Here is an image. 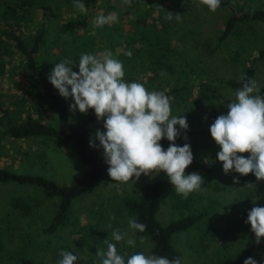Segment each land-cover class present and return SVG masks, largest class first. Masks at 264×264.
Returning <instances> with one entry per match:
<instances>
[{
  "label": "trees",
  "instance_id": "16d2710c",
  "mask_svg": "<svg viewBox=\"0 0 264 264\" xmlns=\"http://www.w3.org/2000/svg\"><path fill=\"white\" fill-rule=\"evenodd\" d=\"M231 1L221 0L220 6ZM80 2L85 4L86 12L82 13L74 8V0H0V82L2 77L7 75L5 89L0 88V143L2 142L4 148L12 144L17 151L22 147V144L18 143L19 139L38 135L52 138L57 146L71 144L87 168L80 178L70 183H62L45 175L16 172L0 165V181L30 184L39 188L44 197L57 198L53 213L41 227L42 232L55 235L60 229L74 222V246L86 251L83 264H99L100 258L96 255L98 249H106L104 243L106 239L111 242L99 221L105 218V214L99 212L96 222L94 219L81 222L79 214L74 213V200L91 194L99 181H117H112L108 175L109 165L105 162L104 155L90 146L88 138L91 126L97 118L94 109L82 113L75 124L64 128L68 119L69 104L50 83L48 76L53 68L45 62L49 13L56 14L63 7L74 12L76 21L83 28L79 34L81 38L74 42L75 51L89 54L111 51L114 58L122 61L126 79L131 75L141 76L145 71L156 73L166 66V60L173 52L183 56L185 47L182 45L183 48L178 50L176 41L181 40L184 43V34L174 28L173 22L176 21L174 15L183 14L189 5L187 0H80ZM205 8L208 9L207 6ZM109 13H115L118 20L100 28L93 25L92 21L98 14ZM168 16H173V19H167ZM260 23L264 24L263 6L252 10H245L241 6L239 10L232 11L227 16L218 39L222 41L230 36L236 38L235 42L227 47L230 61L243 60L242 52L246 43L259 36ZM173 38L176 41H173ZM129 51L132 53L131 57L125 55ZM63 54L68 56V51ZM257 60H264V38L256 54L243 61L241 73L226 79L227 85L236 91L248 80H255ZM18 76L19 78H16ZM151 77L147 75L148 79ZM186 85L185 76H182L179 84L163 92L166 96L173 95L176 101L184 100ZM73 101L71 99L70 103ZM206 112L211 118L210 121L214 122L217 109L207 106ZM56 114L57 123L53 125L49 121L51 116ZM176 127L180 130L179 125ZM180 132L181 135L175 143L182 140L185 135L187 137L193 134L211 135L210 128L196 131L188 128L186 133L184 130ZM160 143L167 150L172 142L164 138ZM21 150L23 152V148ZM192 153L193 162L186 172H211L214 169L212 158L207 153L203 151ZM230 173L242 183L252 182L256 178L254 173L247 176L234 170ZM148 176L139 188L116 196V206L119 210L125 211L128 220L134 218L147 226L144 232L136 233L149 237L152 242L150 248L152 255L163 256L169 260L179 258L182 264L183 253L176 246L175 237L180 232L200 224L202 226L200 241L214 239L218 232L216 207L210 203L195 212L186 213L193 204L190 194L187 198L178 195L163 171H153ZM165 202L171 209L179 211V215L162 223L156 214ZM41 204L42 198L33 195H14L8 201L9 207L19 216L38 215ZM9 215L8 213L7 217ZM242 217L244 220L242 246L234 254L223 251L225 253H221L214 264H244L249 257L257 261V264H264V238L257 244L251 225L246 223L248 212L243 211ZM31 237L23 234L21 244L7 248L0 230V264H53L30 250L33 239ZM60 252L58 249L52 254L53 262L60 260Z\"/></svg>",
  "mask_w": 264,
  "mask_h": 264
},
{
  "label": "rangeland",
  "instance_id": "374dc122",
  "mask_svg": "<svg viewBox=\"0 0 264 264\" xmlns=\"http://www.w3.org/2000/svg\"><path fill=\"white\" fill-rule=\"evenodd\" d=\"M187 3L189 7L183 14H180L182 15L181 19L173 22L174 28L181 30L184 34V43L173 38L178 50L185 47L183 56L173 52L167 58L166 66L157 70L156 73L145 71L141 73V76L131 75L124 79L129 83H142L148 91L163 92L175 87L181 82L182 76H185L187 82L186 90L183 93L185 99L176 101L173 95H168L171 115L185 116L188 128L196 131L209 129L213 123L206 112L207 106L217 109V117L227 114V104L235 98L236 91L227 85L226 79L236 77L241 73L243 61L256 54V50L264 38V24L260 23L258 25L259 36L246 43L242 52L243 60L232 62L228 59L227 47L233 44L236 38L230 36L222 41L218 39L225 19L232 11L239 10L241 6L245 10H252L259 6L264 7V0H232L227 5L219 6L215 12L198 4V0L197 2L187 0ZM74 15V12L65 9V7L56 14L49 13L44 54L45 62L51 68H54V62L58 63L64 59L71 58L73 61H78L80 55L85 53L76 52L74 49V42L81 38L79 34L83 31ZM66 51H68V56L63 54ZM98 53L100 52H96V54ZM186 62L188 63L186 64ZM255 67V81L261 90L260 94L264 96V60H257ZM73 70L78 72V64ZM147 75L152 77L148 79ZM5 76L7 75H4L0 82V88L3 90L7 85ZM70 101L71 98H68V119L64 128L71 127L82 115L78 109L71 110L70 105L74 101L72 103ZM57 119V114L52 115L49 122L54 125L57 123ZM97 130L106 131L103 128V121L96 118L91 126L88 139L89 142L94 141L96 147L93 148L104 155L99 140L95 138ZM18 143L22 144V147L17 149L18 152L14 150L15 146L12 144L6 145L5 148L1 145L0 165L16 172L45 175L62 183H70L74 179L80 178L87 168L71 144L57 146L52 138L40 135L19 139ZM186 143L191 146L192 152L207 153L214 163V169L211 172H186V174L197 173L204 180L200 190L190 193L193 204L186 213L195 212L210 203L214 204L218 232L214 239L200 241L202 226L199 224L180 232L175 237V243L183 253L182 264H214L218 256L225 253L223 251L234 254L242 246L244 241L242 212H249L256 206H264V181L255 178L254 181L249 182L252 184L251 186H247L249 183H234L231 173L229 172L227 175L224 173L222 162L217 158L220 147L211 135L193 134L176 144L183 146ZM22 148L23 152H21ZM241 155L247 158L250 153ZM148 177V175H141L139 180L133 178L127 183L99 181L91 194L77 197L74 200V213L79 214L81 222L90 219H94L96 222L99 212H104L105 218L99 220L101 226L107 231L111 242L116 244L118 253L123 255L125 260L138 251L152 255L150 252L152 242L149 237L138 235L136 230L129 228L128 216L125 211L119 210L116 206V196L139 188ZM14 195H33L42 198L43 204L37 212L41 217L38 215L19 216L8 205L9 199ZM55 201L57 202V198L44 197L41 190L33 185L0 181V230L4 235L6 247L18 246L21 244L23 234H26L33 238L30 250L42 255L50 263L58 264V261L53 262L52 254L60 249L73 252L78 257L75 264H83L86 251L74 246V222L60 229L55 235L45 234L41 230L46 219L55 209ZM8 213L9 217H7ZM178 215L179 211L171 209L165 202L161 205L156 217L165 223ZM113 216L115 219L112 218ZM116 229L127 233L123 241L116 242L112 239L111 233ZM141 237L144 238L143 242H141ZM128 238L136 240L135 248L127 244ZM99 264H101V260Z\"/></svg>",
  "mask_w": 264,
  "mask_h": 264
},
{
  "label": "clouds",
  "instance_id": "9594fccd",
  "mask_svg": "<svg viewBox=\"0 0 264 264\" xmlns=\"http://www.w3.org/2000/svg\"><path fill=\"white\" fill-rule=\"evenodd\" d=\"M220 3L221 0H198V4L207 6L212 12ZM73 6L82 13L87 11L80 0H74ZM181 16L174 15L177 21ZM167 19L171 20L173 16ZM117 20L115 13L98 14L92 23L100 28ZM125 55L131 57L132 53L129 51ZM77 64L78 72L73 70ZM124 77L122 61L114 58L111 51H104L82 53L78 61L68 58L55 63L48 79L59 95L74 100L70 105L72 111L78 109L87 113L94 109L97 119L103 121L106 131L97 130L95 138L103 148L112 181L127 183L133 177L139 180L142 174L151 175L159 170L167 174L177 194L187 198L191 192L200 190L204 181L197 173L186 174L193 162L191 146L175 143L181 135L180 130L185 133L188 130L187 118L171 115L170 99L164 92L148 91L142 83H129ZM260 92L254 79L243 83L234 93L235 98L227 104V114L219 115L210 126L211 136L220 147L217 158L226 175L233 170L244 176L254 173L257 180L264 181V96ZM164 138L172 142L167 150L160 143ZM184 139H187L186 135ZM90 146L96 147L94 141H90ZM244 153H250V156L241 155ZM238 182L234 177V183ZM246 223L251 225L259 244L264 238V207H253ZM128 224L130 229L139 232H144L147 227L134 218H130ZM126 235L119 229L111 233L116 242L123 241ZM143 239L141 237V242ZM126 242L136 247L135 239L128 238ZM104 243L106 249H98L96 253L101 264H181L179 258L169 260L144 252L133 253L125 260L118 254L115 243L108 239ZM60 256L62 259L58 264H75L78 260L71 251H61ZM244 264H257V261L249 257Z\"/></svg>",
  "mask_w": 264,
  "mask_h": 264
}]
</instances>
